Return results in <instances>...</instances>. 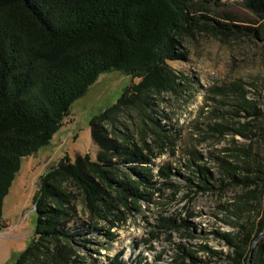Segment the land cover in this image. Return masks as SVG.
I'll use <instances>...</instances> for the list:
<instances>
[{"label":"trees","instance_id":"trees-1","mask_svg":"<svg viewBox=\"0 0 264 264\" xmlns=\"http://www.w3.org/2000/svg\"><path fill=\"white\" fill-rule=\"evenodd\" d=\"M195 3L0 0V228L5 223L4 201L23 159L51 144L75 102L86 96L102 74L120 72L139 80L124 90L117 104L93 119L97 161L90 155L78 156L75 162L65 157L42 178L34 198L35 236L15 264H88L78 246L89 242L73 232L84 229L104 244L114 242L117 235L112 230L117 222H126L128 213L140 211L143 202H154L156 193L177 189L174 176L211 194L234 191L232 203L223 208L234 230L223 238L244 257L245 264L249 259L250 264H264V217L258 218L260 211L264 214L262 91L246 90L240 81L229 86L200 135L214 145L228 137L230 143L205 153L187 151L188 176H180V168L168 164L156 174L151 163L157 154L152 153L148 139L140 146L133 136L120 137L114 129V118L122 110L142 111L143 105L150 106L152 96L177 93L181 80L188 85L189 78L171 65L188 59L183 49L187 38L205 32L221 40L250 36L264 42V0L239 2L262 22L255 29L197 14ZM149 119L157 140H167L166 130ZM141 121L145 127L144 116ZM144 132L147 137L146 128ZM156 145L163 147L157 141ZM176 152L175 145L172 155ZM159 220L155 228L169 239V232L194 237L196 229L185 226L184 219ZM154 235L151 240L159 237ZM175 250L181 264L194 259L183 244ZM113 262L123 264L118 258Z\"/></svg>","mask_w":264,"mask_h":264},{"label":"rangeland","instance_id":"rangeland-1","mask_svg":"<svg viewBox=\"0 0 264 264\" xmlns=\"http://www.w3.org/2000/svg\"><path fill=\"white\" fill-rule=\"evenodd\" d=\"M213 1L220 4L197 0L193 10L197 14L250 29L262 23L258 16L239 5L242 0ZM183 49L188 53V59L172 62L171 65L189 78L188 85L181 80L177 93L152 96L148 100L149 107L143 105L142 111L129 107L114 118V129L118 136L129 134L140 146H144L143 139H148L152 153L157 154L151 163L156 174L168 164L180 168V176H188L185 167L187 151L195 149L205 153L230 143V137L216 145L210 140L204 142L200 132L207 128L211 112L220 107V101L226 98L224 94L232 83L240 81L246 90L264 93L263 41L250 36L221 40L198 32L184 41ZM138 82L120 72L102 74L86 96L75 102L71 115L51 144L23 159L4 201L5 223L0 228V264H15L34 239L37 219L34 198L42 178L65 157L75 162L78 156L90 155L93 161H97L99 147L92 136L93 119L117 104L124 90ZM143 116L145 127L141 121ZM149 117L166 130L167 140H157L151 127L154 123ZM156 141L161 143L162 149L157 148ZM174 143L177 149L175 156L172 155ZM172 181L178 186L177 189L156 193L154 202H143L140 211L128 213L126 222H117L112 230L117 235L114 242L104 244L96 234L84 229L81 233L74 231V235L78 234L89 242L86 246H78L79 252L87 257L88 264H113L116 258L123 264H181L175 248L182 244L192 250L194 256L184 264H237L238 261L245 264L244 257L240 258L237 249L223 238L224 234L234 230L223 210L225 205L232 203L234 191L211 194L200 191L194 185H185L183 177L174 176ZM160 217L176 218L178 222L184 219L185 226L190 230L196 229L194 237L185 238L179 233L169 232L172 234L169 239L155 228L161 223ZM263 217L260 211L258 218ZM153 233L159 237L151 240ZM260 239L255 241L252 249ZM145 240H149L150 244Z\"/></svg>","mask_w":264,"mask_h":264},{"label":"water","instance_id":"water-1","mask_svg":"<svg viewBox=\"0 0 264 264\" xmlns=\"http://www.w3.org/2000/svg\"><path fill=\"white\" fill-rule=\"evenodd\" d=\"M250 260H251V259H249V264H250Z\"/></svg>","mask_w":264,"mask_h":264}]
</instances>
